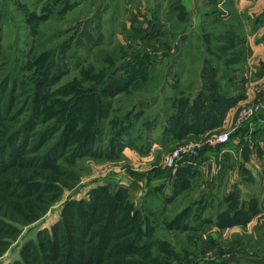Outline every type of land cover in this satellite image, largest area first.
Instances as JSON below:
<instances>
[{"label":"trees","instance_id":"obj_1","mask_svg":"<svg viewBox=\"0 0 264 264\" xmlns=\"http://www.w3.org/2000/svg\"><path fill=\"white\" fill-rule=\"evenodd\" d=\"M44 1L45 3L52 2L53 5L50 9H58L57 12L61 15L80 4L82 0ZM103 1L109 5L108 0L96 2L95 11L91 13L92 16L87 15L79 35L77 33L69 36L66 41L47 51H42L33 59L34 66L35 64L40 65L43 61L46 62L38 67L37 77L30 79L28 83L19 81L17 78L12 79L9 69L2 68L8 63V58H6L8 56L4 55L5 50L0 44V57H2L0 60V212L9 220L14 219L25 223L27 214H35L36 203H43L40 198L30 199V197L38 193L50 194L54 192L51 188L55 183L52 181L45 179L27 181L24 177L47 170L59 176L67 173L68 169L65 170L57 162L59 153H63L62 144L69 146L68 155H71L68 157L70 158L67 161L68 164H73L77 156L86 153L100 156L99 154L102 153L100 145L104 142L103 135L107 137L106 143L112 149L119 141L122 142L120 145L118 144V158L122 157L124 146L130 145L139 152H143L149 147L151 139L149 132L152 122L158 118L157 115L145 125L144 133L147 135H144L142 143L122 141L121 137L131 129V121L139 120L146 101L155 100L144 94L151 91L154 93L158 86H161L162 80L158 79L160 82L157 80V73H154L156 71L151 66L150 54L137 50L136 54L126 57L129 54L128 49L122 45H118L117 53H108L106 49H103L104 54L99 58L102 63L98 65L95 63L79 64L80 75L73 80L71 89L66 91L65 87H62L53 91L48 90L52 75L55 78H60L67 73V67L63 62L67 58L65 52L69 42L72 41L79 47L85 43L86 51L100 45L102 41L105 42L98 35L99 29L94 30L96 31L95 35L91 34L95 27L92 22L95 17L97 19L100 17V3ZM42 8L39 14L33 9L25 8L23 10L22 19L31 23L34 34L39 32L38 27L42 23L41 21L48 18L49 12H53L46 5ZM2 17L3 13L0 12V21ZM231 20L232 24L211 28L208 26L205 31L197 35L202 46L201 65L198 70L200 85L194 92H182L179 99L175 98L174 111L167 118L168 131L172 132L169 140L179 138V130L187 125L192 131H196L195 135L198 131L204 133L213 129L219 124L223 113L235 104L236 99L225 94H228L229 87L234 82L232 73L240 71L245 62L246 40L240 22L234 21L233 18ZM76 28L73 27V29ZM1 31L2 25H0ZM82 38L84 42H82ZM87 57L88 53L85 60ZM21 84H26L27 89L23 88ZM223 84H225V89ZM189 85L191 84L189 83ZM123 94L130 99L138 98L137 102H133L125 111L112 103L113 98ZM56 96L67 97V99L61 100L60 103H54ZM25 110H28V113L24 119H21ZM79 113L86 115L82 118L76 117ZM59 115V125L47 123ZM196 120H199L201 124L204 122L200 130H195L192 126ZM45 123L47 125H44ZM37 125L39 127L35 129ZM56 132L59 134L55 141L45 145ZM162 134H164V141H167L166 129L162 131ZM250 135L253 140L257 138L264 140V123ZM138 138L143 139V136ZM221 146L223 145L206 148L218 150ZM203 151L202 148L197 156L185 158V165L181 166L179 162L174 171L171 196L163 193V186L152 187L149 185L147 191L141 193V200L136 201V205H132L134 200L132 202L127 200L121 204V195L132 196L133 194L129 189L127 190L114 180L109 179V186L114 188L108 193L107 199H99L106 195L104 193L106 187H101L93 189L92 198L88 204L83 201L80 203L77 201L68 202L70 205L73 204L72 207H76L79 213H77V228L74 232L67 230L69 233L66 234V238L69 239L61 243L56 234L52 235L59 230V221L50 232L47 230L38 232L36 242L28 241L24 248L20 249L19 254L22 260L18 258L10 264H56L57 260V264H161L160 257L162 255L150 253L152 249L145 250L144 253L140 252V248L146 246L163 249L164 257L165 254L170 253L175 259L179 258L180 260V256H191L196 260L197 254L186 247L180 248L178 257V251L175 252L174 248L170 249L167 241L152 238L153 231L160 225L155 221V218L158 215L162 217L161 214H164L162 212L165 210L155 209L153 205L157 203V194L167 203L185 191L199 187L198 180H193V177L199 174L198 165L202 159ZM163 167L151 169V173L157 175L159 172L164 173L165 170L172 171ZM249 179L255 181L254 178ZM206 185L210 187L199 190V195L194 197L189 204H187L188 202L184 203V206L165 225L167 228H175L180 233H185V238L189 242L196 244L203 242L206 247H212L216 244L214 235L205 234L210 228L222 230L235 225L242 227L260 212V208L256 196H252L247 201L241 198L240 189L235 188L233 191L223 193L221 198L224 204L223 208L215 214H211L209 211H211L214 200L210 196L214 192L215 185L214 182H206ZM98 196L99 198H97ZM68 205H65L64 212ZM96 205H100L102 216L95 221L91 220L88 215L96 212ZM84 206H89V212L85 211ZM121 206L123 209H120ZM107 207H110L109 215H105ZM156 210L160 211L159 214L156 213ZM148 211H152L153 214L148 215ZM131 212L132 214H129ZM188 212L190 215H187ZM119 213H121L120 216L130 217L129 223L135 219L136 222L132 225V229L125 232V236H129L130 239L124 244L114 246V242L121 237L114 231ZM69 215L74 216L75 213L70 211ZM94 222L96 223L95 230L91 231ZM146 222L151 227L147 226V231L144 232L142 228ZM0 224L3 222L0 221ZM15 224L18 225V223ZM20 230L18 229L16 232H20ZM143 236L144 239H141ZM240 239V237H236L234 240L239 243ZM258 244L259 242L256 243V245ZM32 246L33 249H31ZM25 256L30 258L26 260ZM165 264L168 263L165 262ZM207 264L229 263L226 260H221L219 263L210 261ZM245 264L251 263L245 262Z\"/></svg>","mask_w":264,"mask_h":264},{"label":"rangeland","instance_id":"obj_2","mask_svg":"<svg viewBox=\"0 0 264 264\" xmlns=\"http://www.w3.org/2000/svg\"><path fill=\"white\" fill-rule=\"evenodd\" d=\"M100 2V0H91L89 3L86 2L83 5L77 4L72 9H69L65 13L59 15L57 10H54L53 8L50 9V7L53 5L52 2L45 3L44 0H0V12L3 13V17L0 21V25H2V31L0 32V44L1 47L5 50L4 55L7 54L8 57V63L5 64L2 68L6 69L8 68L9 71L12 73L11 78H17L19 81H22L24 83H28L30 79H34L37 77L36 72L40 65L45 63L46 61H43L40 65L35 64L33 59H35L36 56H38L42 51H47L51 47L58 46L62 42L66 41V39L69 36L78 35L79 32L82 31V28L84 26V21L86 16H92L91 13H93L96 9L97 3ZM110 2V1H108ZM44 5L49 7L50 11L48 18L46 20H42L38 27L39 32L34 34L32 32L31 23L25 21L22 19L23 10L30 9V10H36L39 14L41 10L43 9ZM44 21V22H43ZM97 21V23H96ZM103 18L100 17L97 19L94 18V28L92 29L93 35L96 34V29H99L98 35L102 39H104L105 42H101L100 45L92 47L90 50L86 51L85 43L82 44L81 47L75 45L74 43L69 42L66 54V59L63 62L67 67V73L61 76L60 78H55L54 75H52V78H50V82L48 84V90L53 91L57 88L65 87L66 91L67 89H71L73 87L72 83L73 80L80 75V69L79 64H86L89 65L90 63L100 64L102 62L99 61V58L104 54L103 49H106L108 53H117L118 52V45H122L123 47L128 49V55L126 57H130L132 54H136L135 51L141 50L142 52H145L148 54V49H144V47H151L153 44L150 43H141L139 46H134L135 44V38L134 35L129 34H122L121 39H123V42L117 41V35H113L110 33V31L107 30V28H103L102 25ZM96 24L97 27H96ZM73 27H77L76 29H73ZM98 37V38H99ZM130 39V40H129ZM140 39V38H139ZM129 41V42H128ZM82 42H84L82 38ZM127 42V43H126ZM105 43V44H104ZM138 44V43H136ZM121 46V47H122ZM154 51V50H153ZM88 53V57L85 60V57ZM157 55V54H156ZM0 60H2V57H0ZM1 64V62H0ZM198 68L199 67H193L190 66L188 68V71L191 74L198 75ZM157 73L156 77L157 80L161 79L162 75H164V70L166 71V67L161 66L154 69ZM178 84H179V77ZM160 82V80H158ZM192 80H188L186 82H180V85L191 84L192 82H189ZM189 82V83H188ZM163 85V93L166 95L168 92L179 90L177 87L180 86L178 84L177 87H171L167 84V82L161 83ZM196 84V83H195ZM23 88L27 89L26 84H21ZM162 86H158L160 88ZM196 87L197 84H196ZM191 88V87H190ZM197 88L192 89V91H195ZM156 91V90H155ZM153 91L146 92L144 95L149 96L152 95ZM171 93H168L170 95ZM67 99V97L63 96H56L54 98V103H60L61 100ZM160 99V98H159ZM76 100V99H75ZM138 98L130 99V97L123 95H120L116 98L112 99V103L116 107H120L122 111H125L129 105H131L133 102H137ZM163 103L167 104L168 100L163 98ZM160 102V100H159ZM158 102L157 105L152 107L151 109L148 108L147 113L143 114V111L141 115L139 116V120H136V122L131 121V129L127 130L126 133L121 137V140L123 141H131L134 143H142L144 141V135H147L144 133V127L148 123V121L154 117L155 112L160 108V103ZM162 103V104H163ZM50 107L55 108L52 105H49ZM137 108H140L137 106ZM145 110V106L143 107ZM164 113L166 112L165 107L163 108ZM160 111V110H159ZM158 111V112H159ZM28 110H25V112L22 114L21 119H24V116L27 115ZM158 114V113H157ZM166 114V113H165ZM86 114L85 113H79L76 117L82 118ZM158 116V115H157ZM159 117V116H158ZM160 118V117H159ZM60 115L53 118L49 122L50 123H56L55 125H59L60 123ZM45 123L44 125H47ZM103 124H105L103 122ZM38 125L35 129H38ZM221 130V129H216ZM154 131V130H153ZM150 132L151 133L153 132ZM161 131V129H160ZM59 132H56L54 136L50 137V140L45 144L48 145L55 141L56 137L58 136ZM143 136L142 138H138L140 136ZM197 136V135H196ZM190 136L187 139L188 140H200L204 139V136ZM149 137V136H148ZM152 137V135H151ZM104 142L100 140V142H103L100 145V153L98 155H90L89 153L77 156L76 159L73 161V164H68L67 161L70 160V155H68V149L69 146L62 144V151L63 153H59L60 156H58V164L62 165L65 170L68 169L67 173H65L63 176H59L58 174H53L49 170L40 172L39 174L32 173L28 175L27 177H24L27 179V181L30 180H48L55 183L52 185V190L54 192L50 194H35L30 197V199L34 198H40L43 200V203H36V210L35 214H27L25 223H22L21 221L16 220H9L6 216H3L0 212V221L3 222V224H0V264H10L15 259H21L19 252L20 249L24 248V245L31 240H34L36 242V237L38 232H44L45 230L51 231L52 227L60 221V228L58 231H55L52 233V235L56 234V237L59 242H64L65 240H68L69 238H66L67 232H74V230L77 228L78 224V210L77 208H73L70 203L74 202H86L85 204H88L91 201L92 198V191L93 189L103 188L106 187V192H104L106 195H103L99 199H107L108 193L113 191L112 186H109V179L110 180H118V179H112L110 176L112 174H115V170H117V174H125L126 177H130V174L128 173V170H131V173H134L132 171V168L136 165L137 167H149L152 164L158 163L157 166L162 165L161 160L165 153L169 152L171 149L176 147L179 144V141H176V138L174 140H169L167 144L164 146L163 149V155H159L158 159H156V163L151 162L149 160V164L146 163L147 158L145 156H142L141 159L133 160L131 161V158L122 155V157L118 158V149L119 145L122 143L121 141L118 142V144L114 146V149L108 146L106 143L107 137L103 135ZM254 148V147H253ZM61 151V152H62ZM134 151V150H133ZM65 154V155H64ZM113 155V156H110ZM256 159H260L259 153L255 151L253 154ZM117 157V158H114ZM242 157V155H241ZM110 158V159H109ZM261 160V159H260ZM262 161V160H261ZM264 162V159L263 161ZM217 163L214 161L213 166L216 167ZM163 166V165H162ZM259 170L260 175V183H256L254 180L251 179H243L242 183L241 181L235 182V178H233V171L229 170L230 175L229 176H219L216 172L211 173L209 171L208 174H204L205 177L203 179L209 183H214V185L217 186H232L234 187L236 183L239 185H242L244 187L250 186L249 194H243L242 197H247L251 199V196H259V193L257 192V186H260L261 189L264 191V174L260 170V168H257ZM256 169V170H257ZM228 172V171H227ZM261 172V174H260ZM138 177H135L136 179H139L141 174L137 173ZM67 177V178H66ZM132 179V178H131ZM119 181V180H118ZM117 181V183H118ZM124 182L125 181H119ZM203 183V182H201ZM128 187H131L135 189L134 191L137 192V194L131 192L133 194L132 196L126 194L124 196L121 195L122 203L124 204L125 201L129 200L134 205L136 201L141 200V192L138 191L140 187L137 185H130V183H127ZM206 187H210L206 184H204ZM108 186V187H107ZM136 186L138 188H136ZM125 187L127 190L128 188ZM255 187V189H253ZM58 189V190H55ZM105 189V188H104ZM199 188H194L190 191H185L182 195L174 198L171 202L165 203L162 199H160V196L157 194V203L153 205V207L156 209H165L163 210L161 216H157L155 218V221L160 224L152 233V238L157 240H164L167 241L169 244L170 249L174 248L175 252L178 251V257H179V250L180 248L186 247L191 252H194V254H197L198 258L195 260L193 257H181L180 260L175 259L170 253L165 254L166 256H163V249H160L156 246H146L145 248H140V252L144 253L145 250H150V253L155 255H162L160 257L162 263L165 264L167 262L168 264H207L208 262L216 261L219 263L221 260H226L228 263L229 261L234 262L237 260L238 263L245 264L247 262L245 260V257H243V260H240V257L243 256L241 247L247 248V249H256L259 247L258 250H264V213H260L256 216L255 222L252 224L254 227L252 228H239L243 229V232H239L238 230L235 231L237 234H235L233 231H227L225 229L222 230H216L215 228H210L205 234H212L214 235L216 239V244L212 247H206L203 242H197L192 243L186 240V234L180 233L175 228H167L165 223L167 221H170L176 213L184 206V203L189 204L191 200L194 197H197V190ZM207 189V188H205ZM203 189V190H205ZM42 195V196H41ZM184 196V197H183ZM140 197V198H139ZM183 197V198H182ZM211 199H218L217 203H213V206L211 207V214H215L217 211L221 210L224 206V204L221 201V196L216 194H211ZM29 199V198H28ZM45 199V200H44ZM259 200V199H258ZM124 201V202H123ZM68 205L66 208V212H64L65 205ZM136 205V204H135ZM72 207V208H71ZM96 212L90 216L91 220H97L99 217L102 216L100 213V205H96ZM110 207L106 208L105 215L108 214V210ZM85 211L89 212V206H84ZM120 209H123V206L120 207ZM159 210H156V213L159 214ZM70 211H73L75 213L74 216H70ZM84 211V212H85ZM130 211V210H129ZM78 213V214H77ZM155 213V214H156ZM121 213L117 215V221L115 223L114 231L121 235V237L114 242V246L124 244L126 241L130 239L129 236H125V232L129 231V229L133 228L132 225L136 222V219L133 220L131 223L129 221L131 220L130 217L127 216H120ZM129 214H132L129 213ZM153 214L152 211H148V215ZM156 214V215H157ZM140 215V214H139ZM187 215H190V212H188ZM206 215V213H205ZM86 217V212H85ZM188 217V216H186ZM185 217V218H186ZM184 218V219H185ZM193 218V216H192ZM151 220L154 218H150ZM5 220V221H4ZM12 221V222H10ZM14 222V223H13ZM9 223V224H8ZM15 223H18L16 225ZM13 224V225H12ZM95 222L92 224L91 231L95 230ZM147 226H150L147 222L145 223V226L142 228L144 232L147 231ZM257 226V228H255ZM151 227V226H150ZM254 228V229H253ZM18 229H21L20 232ZM238 229V228H236ZM240 237L239 243L236 242L234 239ZM144 239V236L141 238ZM259 242L258 245L256 243ZM198 247V248H197ZM34 247L32 246L31 249ZM263 248V249H262ZM248 251V250H247ZM235 253V254H234ZM135 255V254H134ZM117 258H120L119 256H116ZM173 257V258H172ZM26 260H28L30 257L25 256ZM58 261V260H57ZM56 261V264H57ZM64 264V263H61Z\"/></svg>","mask_w":264,"mask_h":264},{"label":"crops","instance_id":"obj_3","mask_svg":"<svg viewBox=\"0 0 264 264\" xmlns=\"http://www.w3.org/2000/svg\"><path fill=\"white\" fill-rule=\"evenodd\" d=\"M90 1L91 0H82L80 5L86 2L89 3ZM108 1H110L109 5H106L104 1L100 3L103 28H107L111 34L117 35L116 40L121 43H125L123 39H121L122 34H132L136 37L135 42H133L135 44L134 46H139L141 43L153 44L150 48L144 47V49H148V54H150L152 60L151 66H153L154 69L161 66L166 67L164 75L159 77L162 83L167 82L171 87H177L180 85V82H186L188 80L193 81L191 85L182 84L177 87L179 90L168 92L171 93L170 95H168V93L164 95L162 90L163 85H161L162 87L148 96L155 100L146 101L143 114L147 113L148 108L151 109L157 105L160 100V108L154 115V117L158 115L160 118L158 117L152 122L151 131H154L151 133L152 137L150 135L149 147L147 150L139 152L130 145L124 146L122 155L128 158L130 157L131 161H136L141 159L142 156H145L147 158L146 163L148 164L149 160H151V162L154 160L153 163H156V159H158L160 153L163 155V150H165L163 148L169 141L170 134L172 133L168 131L169 128L167 127L169 126V122L167 118L174 111L175 98L179 99V95L182 94V92H194L192 89L198 88L196 84L197 86L200 85L198 75L191 74L188 71L190 66L200 68L201 65L202 46L197 35L205 31L208 26L211 28L219 25L232 24L233 21L231 18H233L234 21L236 20L241 24V30L246 40V57L242 69L232 73L234 82L229 87L228 94H225L226 96L234 97L236 102L223 113L219 124L211 129L216 130L219 128L221 130H227L231 137L228 143L221 146L218 150L206 148L207 146L203 147L202 159L198 165L199 174L195 175L193 180H198V184H200V189L197 190V194L199 190L207 188L204 185L207 181H205L203 177H205L204 174L209 175V171L215 174L217 172L219 176L224 175L226 177L231 174L229 170H234L233 178H235V182L241 181L242 183H246L243 182V179L246 178L248 180L249 178H254L256 183H260V175L257 168L259 167L264 174V162H262L264 159V140L261 138L253 140L250 134L256 129H259L264 123V0ZM226 74L228 75V72H226ZM177 77H179V84ZM225 84H223L224 89ZM163 98L168 100L167 104H165V102L163 103V101H165ZM257 100H261L260 111L251 119L237 124L235 118L239 108ZM164 107L166 109V114L163 110ZM203 123L204 122H202V124ZM202 124L199 120H196L192 126L195 130H200ZM165 129L168 133L167 141H164V134H162V131ZM208 131L204 133L198 131L196 135L203 136ZM245 131L246 134H244ZM194 132L196 131H192L190 126L187 125L179 130V138H176V141L180 143L188 140V137L196 136ZM255 151L259 153L262 161L255 158L253 155ZM184 159L185 158H182L179 161L181 163L179 165L182 166L186 164ZM135 161H133V164H135ZM214 161L217 163L215 168L213 166ZM157 165L158 163L152 164L149 167H144V169L135 165L132 168L134 173H131L130 169L128 170L132 179L126 177L125 174L118 175L116 173L117 170H115V174H112L110 177L112 179L116 178L119 181H125L124 183L114 180L115 182L118 181L119 185L126 186L135 194H137V192L134 191L135 189L128 187V182L130 185L139 186L140 188L137 190H140L141 193L147 191L149 185L152 187L161 185L163 186V193L167 196H171V184L174 178V171L178 165L170 172L165 170L164 173L159 172V174L153 175L151 169L157 167L164 168L162 165ZM137 173L141 174L139 179L135 178L138 177ZM214 183H216V181H214ZM137 186L136 188H138ZM235 188L240 189L242 199L249 200V198L242 197V195L249 194L250 186L244 187L238 183H236L234 187H219L215 185L213 193H217L222 198L223 193L233 191ZM253 189H255V187ZM257 192L259 196L256 197L259 199L260 208L258 214H260L264 213V191L260 186H257ZM217 201L218 199H214V203H217ZM258 214L253 216L246 225L242 227L246 229L254 227L252 224L255 222L254 218H256ZM242 227L235 225L226 227L223 231L227 229V231H233L237 234L235 232L237 230L243 232L244 228L239 229ZM255 228H257V226ZM262 235H264V233H262ZM258 249L260 248L257 247L251 250L241 247L243 256L240 257V260H243V257H245V260L251 264H264V250ZM236 262L237 260L234 262L229 261V264H234Z\"/></svg>","mask_w":264,"mask_h":264},{"label":"built area","instance_id":"obj_4","mask_svg":"<svg viewBox=\"0 0 264 264\" xmlns=\"http://www.w3.org/2000/svg\"><path fill=\"white\" fill-rule=\"evenodd\" d=\"M260 109L261 100L241 106L236 115L235 122L241 124L251 119ZM203 136L204 139L185 140L180 142L176 147L163 155L161 160L162 165L174 170L182 158L197 156L204 146L216 147L218 145H225L230 139V133L227 130H211L206 132Z\"/></svg>","mask_w":264,"mask_h":264}]
</instances>
